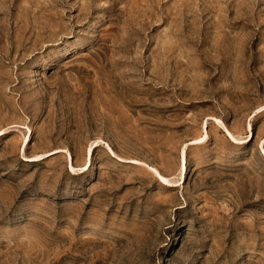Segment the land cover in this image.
<instances>
[{"label":"rangeland","instance_id":"rangeland-1","mask_svg":"<svg viewBox=\"0 0 264 264\" xmlns=\"http://www.w3.org/2000/svg\"><path fill=\"white\" fill-rule=\"evenodd\" d=\"M0 264H264V0H0Z\"/></svg>","mask_w":264,"mask_h":264}]
</instances>
